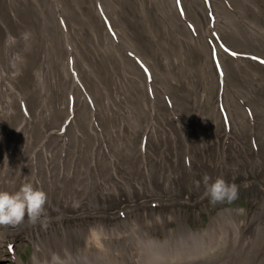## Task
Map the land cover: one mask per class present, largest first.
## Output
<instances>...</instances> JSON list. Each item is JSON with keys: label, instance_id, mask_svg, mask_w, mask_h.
I'll list each match as a JSON object with an SVG mask.
<instances>
[{"label": "bare ground", "instance_id": "6f19581e", "mask_svg": "<svg viewBox=\"0 0 264 264\" xmlns=\"http://www.w3.org/2000/svg\"><path fill=\"white\" fill-rule=\"evenodd\" d=\"M119 1L0 0V191L31 182L48 197V225L29 223L34 248L19 262L37 255L44 264L50 252L67 251L76 264H264V106L252 102L264 90L252 66L264 72V42L251 40L264 38V9L230 0L252 16L247 23L238 14L240 34L211 45L219 8L233 9L226 0H214V28L205 1L194 0L185 16L196 37L170 28L164 5L178 9L181 0H137V16ZM123 20H143L153 56L131 44ZM9 34L17 37L11 47ZM183 39L199 52L196 65ZM242 174L251 180L238 182ZM205 176L235 182L239 194L250 189L257 207L223 206L192 228L175 203L181 191L193 205L205 202ZM144 202L154 207L142 212ZM16 226L0 239L20 238Z\"/></svg>", "mask_w": 264, "mask_h": 264}, {"label": "clouds", "instance_id": "9594fccd", "mask_svg": "<svg viewBox=\"0 0 264 264\" xmlns=\"http://www.w3.org/2000/svg\"><path fill=\"white\" fill-rule=\"evenodd\" d=\"M29 34H21V39L27 41ZM17 37L9 34L6 40L8 46H14ZM210 178L204 177V196L208 197L213 204L217 202L235 201L239 198L240 185L228 182L223 177H216L209 183ZM47 194L42 189L36 188L31 182L23 183L15 192L0 191V225L16 226L21 224L25 216L33 225L40 223L45 228L48 225V213L45 209ZM49 259L44 264H76L70 252H50ZM32 264H41L37 255L32 256Z\"/></svg>", "mask_w": 264, "mask_h": 264}, {"label": "rangeland", "instance_id": "374dc122", "mask_svg": "<svg viewBox=\"0 0 264 264\" xmlns=\"http://www.w3.org/2000/svg\"><path fill=\"white\" fill-rule=\"evenodd\" d=\"M129 1H131V0H120L119 1V3L121 5H123L122 7L124 10H127V8L124 5H126ZM184 1H185L186 8L189 5H191L190 0H184ZM79 4L81 7V3H79ZM82 8L86 12V6L83 2H82ZM131 9H135V8L133 7ZM151 16H154V9L151 10ZM172 23H173L174 28L177 31L185 32V25L183 23L177 22L176 20H172ZM123 24L126 27L127 31L129 32L130 38L133 40V41H130L131 44L135 47L142 49V50L143 49L146 50V52L144 51L145 53L152 55L153 50L146 45L145 39L143 37L144 30L140 27L139 23L127 22L124 20ZM141 26L144 28L143 22L141 23ZM138 29L140 30L141 34H140ZM222 29L224 32H232L234 34V27L233 26L229 29H225V28H222ZM226 60L229 61L228 59H226ZM184 98L189 103L193 102L192 98H190L188 96H185ZM252 102L258 107L264 106V102L262 100H255V101L253 100ZM249 103H251V100H249ZM246 179H248V178H246ZM246 179L243 176H240V178L237 180L243 181ZM181 197H182V199H185L186 193H183V191H181ZM195 201H196L195 197L190 196L189 202L183 203L182 200H178L175 203V204L181 206V211L183 213H187L186 214L187 215V223L192 228L200 227L202 223L206 224L208 222V220L210 219V215L211 214L215 215L217 210L223 206L236 208V207H239L241 205V207L244 209V211L245 210H253L254 208L257 207L255 199L253 198V196H251L250 189H247L245 192H242L241 194H239V198L235 201H232V202H228L227 200H225L223 202H217V203L213 204L211 202V200L209 198H207L205 200V202H198L196 205H193V203ZM153 204H154V202H144L141 204L140 209L142 212H144L146 209H150V208L154 207ZM157 208L159 210L162 209V207H159V206H157ZM196 209H198V212H200L199 215H198L197 211H194ZM196 215H198V216H196ZM172 225H174V223H172ZM33 248H34L33 244L29 242L28 234H24L21 237V239L18 241V243L14 246V251L12 253L10 252L7 255L6 253L2 252L0 254V264H21L19 262V259H22L24 262H27V261H29V258L31 256V252L33 251ZM23 250H25L26 253H23Z\"/></svg>", "mask_w": 264, "mask_h": 264}]
</instances>
